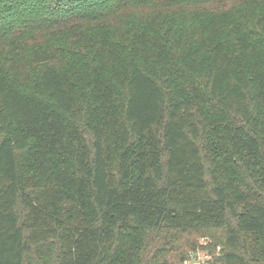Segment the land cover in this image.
I'll list each match as a JSON object with an SVG mask.
<instances>
[{
    "label": "trees",
    "instance_id": "obj_1",
    "mask_svg": "<svg viewBox=\"0 0 264 264\" xmlns=\"http://www.w3.org/2000/svg\"><path fill=\"white\" fill-rule=\"evenodd\" d=\"M184 233L264 264V0H0V264Z\"/></svg>",
    "mask_w": 264,
    "mask_h": 264
},
{
    "label": "built area",
    "instance_id": "obj_2",
    "mask_svg": "<svg viewBox=\"0 0 264 264\" xmlns=\"http://www.w3.org/2000/svg\"><path fill=\"white\" fill-rule=\"evenodd\" d=\"M205 242L197 244L194 250L188 253L182 264H224L220 259V247L217 246L214 252L209 251L203 245Z\"/></svg>",
    "mask_w": 264,
    "mask_h": 264
},
{
    "label": "rangeland",
    "instance_id": "obj_3",
    "mask_svg": "<svg viewBox=\"0 0 264 264\" xmlns=\"http://www.w3.org/2000/svg\"><path fill=\"white\" fill-rule=\"evenodd\" d=\"M197 238L199 239L198 240V244L201 243V242H205L206 243L208 241V238H206V237H199V236L197 237L194 234H186V233H184V234H182V236L179 239V244L182 247L184 242H190V241H192L194 239H197ZM30 260H31V262L35 263L37 259L34 256H32Z\"/></svg>",
    "mask_w": 264,
    "mask_h": 264
}]
</instances>
